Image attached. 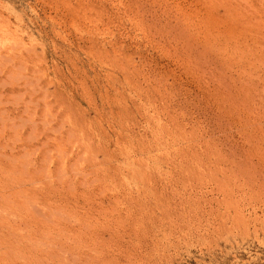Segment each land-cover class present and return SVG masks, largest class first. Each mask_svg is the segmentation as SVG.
<instances>
[{"label": "rangeland", "instance_id": "1", "mask_svg": "<svg viewBox=\"0 0 264 264\" xmlns=\"http://www.w3.org/2000/svg\"><path fill=\"white\" fill-rule=\"evenodd\" d=\"M0 264H264V0H0Z\"/></svg>", "mask_w": 264, "mask_h": 264}]
</instances>
